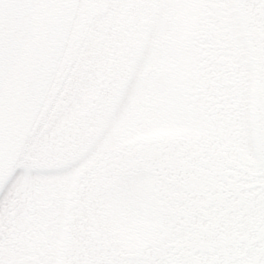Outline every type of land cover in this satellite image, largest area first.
<instances>
[{"label":"rangeland","instance_id":"374dc122","mask_svg":"<svg viewBox=\"0 0 264 264\" xmlns=\"http://www.w3.org/2000/svg\"><path fill=\"white\" fill-rule=\"evenodd\" d=\"M154 1L157 8H147L146 26L131 40L122 88L106 96L82 151L56 164V156L44 151L43 135L65 119L69 109L75 116L88 108L81 101L93 96L85 91L62 94L68 102L50 114L36 143L15 153L0 173V234L17 232L19 261L44 264L47 250L50 264H58L65 227L69 237L79 229L78 220L70 221L68 215H76L82 205L90 210L92 227L119 251L125 250L124 264H147L141 247L161 224L160 205L163 218L178 215L172 225L162 221V229L177 234L180 242L193 229V221L182 219L190 212L250 214V226L239 240L226 234V244L233 245L228 259L264 264V92L255 91L245 36L238 55L237 0ZM249 1L238 5L251 32L246 34L253 36ZM112 26L107 29L115 30ZM99 153L103 158L98 159ZM106 159L110 185H89V195L83 193L89 177L76 181L78 174L93 161L101 166ZM160 165L166 168L159 170ZM187 165L191 179L189 172L180 173ZM156 176L161 184L158 200ZM197 218L195 226L202 225ZM24 230L30 232L27 238ZM207 234H195V246L206 238L224 239ZM172 246H163L164 258L174 255Z\"/></svg>","mask_w":264,"mask_h":264},{"label":"flooded vegetation","instance_id":"af4514ba","mask_svg":"<svg viewBox=\"0 0 264 264\" xmlns=\"http://www.w3.org/2000/svg\"><path fill=\"white\" fill-rule=\"evenodd\" d=\"M238 1L241 3L243 0H237L240 19L237 27L239 30L237 37H240L238 55H242L243 44L240 41L241 36H245L247 54L251 58V68L254 70L255 91L264 92V0L249 1L250 9L247 13H250V21H253V36H250L251 32L246 26L247 21L244 20L245 11L240 4L238 5ZM154 2V0H36L32 11L33 41L24 43V47L30 53L23 55L13 64L12 71L4 78L0 91V173L9 166L15 153H19L23 147L36 143L38 132L49 125L50 114L58 111V108L60 110L63 102H68V99L62 98V94L66 97L70 93L85 91L93 93V96L88 95L87 99L81 101L88 108L75 116L69 112V109L67 117L48 134L43 135L44 151L50 156H56L53 158L55 164L64 157L76 156L82 151L86 146L83 140L88 136L89 129L97 123L98 116L107 101L106 96L119 92L122 88V76L125 75L124 68L127 64L131 40L137 38L139 32L146 26L150 16H146L150 11L147 8H157ZM110 25H113L112 28L115 30L107 29ZM109 31L111 32L107 35ZM246 32L250 35L248 36ZM207 43L204 44L208 45ZM42 49L47 52V62L46 60L45 63L40 62L43 64V69H38L36 75L43 74L49 67L48 58L52 60L57 51L58 54L38 104L30 100L31 93L36 88L33 85L28 86V83L35 78L33 77L35 66H38L33 52ZM83 82H86L85 88ZM91 138H88L89 141ZM99 154L98 159H101L103 153ZM162 168V165L158 166L159 170ZM110 169L111 165L107 159L101 166L97 165V161H93L82 169L76 181H80L82 175L89 177V181L81 188L83 193L89 195V185L97 184V187L106 188L109 185ZM156 184L158 187L161 185L158 176ZM244 187L248 188L249 185ZM158 192L160 193V190ZM85 201L88 202V198ZM237 201L239 203V200ZM90 205L93 204L90 202ZM88 208L86 206V210ZM84 210V206L81 205L76 215L71 213L68 215V220H78L79 224H75L79 229L74 233V237H69V229L65 227L62 235L65 244L62 246L58 264H124L126 260L123 261L122 253H125V250L119 251L120 248L109 244L105 235L99 229L93 228L92 221L88 220L90 210L87 212ZM82 212H86V215ZM160 215L161 224L155 228L153 238L141 247L145 263L237 264L231 263L228 259V256L232 255L233 245L226 244V234L238 236L239 240L243 231L250 226L247 222L250 214L240 213L229 217L223 214L217 217L212 214L190 212L182 219L193 221V229L188 232L186 241L182 242L179 241L177 234L168 231L165 233L162 229V221H170L172 225L178 219V215H165V218L163 213ZM195 218L197 222L200 220L202 223V225L197 224L199 229H196L197 226L194 224ZM212 220L215 224H211ZM86 224L89 225L84 227ZM200 230H206L207 236L218 233L219 236L224 237V243L221 239L215 242L206 238L195 246L194 236L199 234ZM22 236L27 238L30 232L24 230ZM15 237H17L15 230L0 234V264L28 263L25 259L18 260V252L22 250H18V245L14 244L18 241L14 239ZM187 241H190L191 245ZM167 243L173 245V249L176 247L174 255L171 254L170 258L163 257L165 254L163 246ZM44 245H47V242H44ZM235 247L237 250L236 243ZM185 249L187 250L184 251ZM7 254L12 257H8ZM44 255L43 263L50 264L47 250ZM166 259L167 262L164 261Z\"/></svg>","mask_w":264,"mask_h":264},{"label":"water","instance_id":"95a60500","mask_svg":"<svg viewBox=\"0 0 264 264\" xmlns=\"http://www.w3.org/2000/svg\"><path fill=\"white\" fill-rule=\"evenodd\" d=\"M35 3L36 0H0V89L3 79L10 74L13 63L23 55L30 53L24 47V43L33 41L32 10ZM60 38H63V34ZM33 53H35L38 66H35L33 76L35 78L29 81L28 86L33 85L36 88L32 91L30 100L39 104L58 51L52 60L48 58L49 67L46 71L38 75H36L38 69H43V64L40 62L45 63L47 52L42 49L41 51L35 50Z\"/></svg>","mask_w":264,"mask_h":264},{"label":"trees","instance_id":"16d2710c","mask_svg":"<svg viewBox=\"0 0 264 264\" xmlns=\"http://www.w3.org/2000/svg\"><path fill=\"white\" fill-rule=\"evenodd\" d=\"M148 165H151V164H148ZM189 166L187 165V166H185V168H184V171L183 172H180V173H184V172H189L187 175H188V177L191 179V178H193L194 176L191 174V173H193L192 171L190 172V169L188 168ZM163 168L165 169L166 167H164L163 166ZM157 171V170H156ZM178 174V176H179V178L182 176V174ZM156 186H157V184H156ZM155 193H156V197L157 198H159V192H158V190H157V188H156V190H155ZM159 210L161 211V208H160V206H159Z\"/></svg>","mask_w":264,"mask_h":264}]
</instances>
